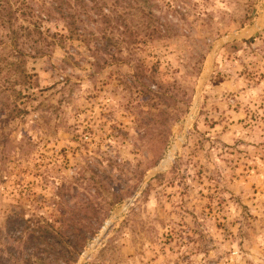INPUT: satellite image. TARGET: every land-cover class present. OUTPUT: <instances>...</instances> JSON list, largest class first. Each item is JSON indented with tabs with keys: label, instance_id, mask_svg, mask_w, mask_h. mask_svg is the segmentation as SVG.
Wrapping results in <instances>:
<instances>
[{
	"label": "rangeland",
	"instance_id": "obj_1",
	"mask_svg": "<svg viewBox=\"0 0 264 264\" xmlns=\"http://www.w3.org/2000/svg\"><path fill=\"white\" fill-rule=\"evenodd\" d=\"M152 1L159 7H145L177 24L138 46L145 64L159 62L157 81L178 83L166 114L131 87L128 65L92 74L79 42L68 55L49 39L42 57L22 60L0 45V235L20 204L48 216L31 200L49 199L89 165L133 193L76 264H264V0ZM134 13L131 29L144 34ZM233 34L243 36L215 51L185 127L213 44ZM15 107L26 114L13 118ZM172 148L168 165L141 185Z\"/></svg>",
	"mask_w": 264,
	"mask_h": 264
},
{
	"label": "trees",
	"instance_id": "obj_2",
	"mask_svg": "<svg viewBox=\"0 0 264 264\" xmlns=\"http://www.w3.org/2000/svg\"><path fill=\"white\" fill-rule=\"evenodd\" d=\"M150 2L153 1L0 0V45L8 43L22 60L26 56L42 57L46 51L44 44L48 45L49 39L59 48L66 49L68 55L72 53L74 42H79L87 52L86 63L92 74L101 73L108 67L128 65L132 69L131 87L142 100L158 101L166 114L177 106L174 90L175 86L179 89L178 83L176 80L157 81L159 62L145 64L138 58V46L142 43L147 47L169 35L177 24L146 8ZM153 3L154 8L159 7L157 2ZM134 11L140 13V28L144 34L141 30L131 29L138 24ZM47 24L61 28L51 32ZM140 34L142 38L138 39ZM252 41L253 38L244 43ZM204 60L205 55L197 59L193 67L196 76L200 75ZM153 86L158 90H152ZM15 112L13 118L26 114L18 107ZM8 113L11 115V111ZM5 141L4 145L10 146L9 141ZM18 146L21 148L22 144ZM110 164V171H113L116 164ZM174 169L175 162L171 167L172 171ZM143 177L144 174L139 183ZM137 187L138 183L134 189ZM123 189L99 168L86 165L72 180L55 186L49 199L41 203L39 199L31 200L33 210L45 208L48 216L31 214L30 206L18 205L6 218L4 233L0 235V264H76L112 209L132 195L133 192H123Z\"/></svg>",
	"mask_w": 264,
	"mask_h": 264
},
{
	"label": "water",
	"instance_id": "obj_3",
	"mask_svg": "<svg viewBox=\"0 0 264 264\" xmlns=\"http://www.w3.org/2000/svg\"><path fill=\"white\" fill-rule=\"evenodd\" d=\"M243 35H229V36H226L224 38H221V39H218L217 41H215V43L213 44L212 46V49L209 53V68H208V72L204 73L202 75V78H201V82L199 84V87L197 89V92H196V95H195V100H194V103H193V107L191 108L187 118H186V121H185V127L188 125L189 121H190V116H191V113L193 112L194 108H195V105H196V101H197V98L201 92V88L203 87V84L207 78V76L209 75V73L211 72V67H212V62H213V57H214V53L215 51L220 48L221 46L233 41V40H236V39H240L242 38ZM175 150V148H172L170 153L168 154L167 158L162 161L154 170H152L147 176L146 178L143 179L142 181V184L141 185H144V183H146L147 181H149L151 179L152 176H154L156 173L160 172L161 170H163L169 163V160L170 158L172 157L173 155V151ZM127 208V205H119V206H116L113 210V212L111 213V217H110V220L108 222H106V224L104 225V227L102 228V235L106 234V232L108 231L109 227L111 226V224L113 223L114 220H116V218L118 217V215L120 214V212H122L123 210H125ZM99 238L96 239L94 242H93V245L91 248H94L96 246V244H98L99 242ZM88 256V253L84 254V258L83 260Z\"/></svg>",
	"mask_w": 264,
	"mask_h": 264
}]
</instances>
